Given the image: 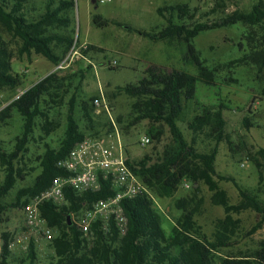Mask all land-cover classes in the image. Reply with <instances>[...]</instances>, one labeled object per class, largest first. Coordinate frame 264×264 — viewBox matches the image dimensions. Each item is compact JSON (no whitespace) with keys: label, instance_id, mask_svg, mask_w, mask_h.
Returning a JSON list of instances; mask_svg holds the SVG:
<instances>
[{"label":"rangeland","instance_id":"rangeland-1","mask_svg":"<svg viewBox=\"0 0 264 264\" xmlns=\"http://www.w3.org/2000/svg\"><path fill=\"white\" fill-rule=\"evenodd\" d=\"M62 1L72 2L73 5L68 9L63 7L53 21L43 24L39 29L40 33L52 38L50 47L60 58L57 64L33 51L21 52V39L0 24V37L11 54V71L18 74L21 80V85L15 89L5 86L0 90L2 149H11L14 137L22 128V118L9 106L10 102L31 84L52 72L64 76L68 83L64 86L61 103L52 105L51 108L50 115L58 126L50 135L44 136L43 140L39 138V127L35 126L34 138L27 145L23 162L25 172L29 174L19 180L3 198L7 209L0 221V247L4 233L10 237L23 229L22 204L9 205L15 201L16 192L31 184L38 172L37 156L43 151L44 143L52 146L58 144L66 126L67 102L72 95L77 104L85 101L91 109L93 121L89 124L92 125V130L86 128L89 124L83 119L79 105L75 112L80 127L86 131V137H107L114 124L120 134L119 141L125 155L130 161H139L144 155H148L149 162L153 163L160 157L164 147L172 143L168 127L162 122L137 120L138 112L134 104L138 99L117 91L116 87L136 83L146 76V70L151 66L189 73H197V70L184 64L182 60L186 49L183 41L176 37L151 40L128 30L129 26L157 32L164 25V20L156 9L169 4L185 3L192 13L191 22L207 23L232 11L248 12L258 1H262L264 8V0H28L23 11L29 20H35L45 12L48 13V8L56 11ZM96 14L121 25L110 23L107 26H96L92 21ZM67 41H71V45ZM191 43L203 65L209 70L211 84L196 83L195 99L186 103L183 117L177 123L186 139L190 140L192 133L187 128V123L192 117L204 106H221L226 139L218 144L216 170L233 176L243 188L257 193L264 202V161L258 153L259 149L264 148V24L238 22L203 31ZM113 61H116L115 67L111 64ZM100 93L109 106V113L104 109L96 112L93 106L94 99ZM144 134L150 136L152 141L146 146H140L138 139ZM106 143L116 146L118 138H107ZM211 146V139L203 134L196 136L194 147L198 152L208 151ZM30 168L34 170L30 171ZM3 175L0 166V182ZM217 181L219 188L226 191L230 204L240 200L239 192L232 182ZM147 189L166 232L171 230L182 212L177 206L180 200H184L186 208L194 210V220L208 236L214 232L217 220L225 216L223 207L213 204L212 192L203 183L183 179L169 197ZM75 216H72L73 220ZM231 216L239 220L237 242L231 248L220 250L218 254L256 249L259 241L264 239V223L260 229L247 236V231L257 220L256 213L243 210L232 213ZM53 231L56 235L57 231ZM40 248L46 252L37 254L35 264H53V248L47 244H41ZM8 252L6 264H28L27 260L24 261L27 252L21 247L17 246Z\"/></svg>","mask_w":264,"mask_h":264},{"label":"trees","instance_id":"trees-1","mask_svg":"<svg viewBox=\"0 0 264 264\" xmlns=\"http://www.w3.org/2000/svg\"><path fill=\"white\" fill-rule=\"evenodd\" d=\"M27 2L28 0H0V24L21 39V52L33 51L57 64L60 58L50 47L52 38L40 33L39 29L43 24L53 21L63 7L68 9L73 4L62 1L56 11L48 8V13L45 12L38 19L29 20L23 11ZM156 12L164 20V25L157 32L130 26L128 30L151 40L176 37L183 41L186 49L182 60L184 64L195 67L197 73L151 66L147 68L146 76L136 83L116 87L117 91L138 99L134 104L138 112L137 120L162 122L168 127L172 137V143L164 147L155 162L150 163V157L144 155L139 161H130L128 158L126 163L147 188L163 197L171 196L183 179L192 183H203L212 192L211 201L223 207L225 216L217 220L214 232L208 236L194 220V210L186 208L184 200H180L177 206L182 212L171 230L166 232L152 200L148 194L143 193L122 202L127 218L123 234L113 223L110 231H105L101 222L96 220L88 237H85L72 216L90 208L97 199L112 193L110 183L100 178L99 189L96 191L78 193L66 188L65 203L56 205L45 202L40 207L46 224L57 231L51 242L55 258L53 264H264V239L259 241L256 249L247 252L218 254L220 250L231 248L237 242L239 220L233 219L232 213L243 210L256 213L257 220L247 231V236L260 229L264 223V202L259 199L258 194L243 188L233 176L216 170L218 144L226 139L222 107L204 106L192 117L187 123V128L192 133L190 140L186 139L177 123L183 117L186 103L195 99L196 83L211 84L209 70L203 65L191 40L203 31L238 22L249 25L264 24L262 1L253 4L248 12L232 11L208 23L191 22L192 13L185 3L160 6ZM92 21L99 27L110 23L121 25L117 21L102 19L99 14L94 15ZM67 43L71 45V41ZM10 59L11 54L0 37V90L5 86L15 89L21 85L19 75L11 71ZM66 84L68 83L64 76L52 72L31 84L10 102L9 106L22 118V128L14 137L11 149L6 151L0 146V166L4 173L0 182V221L7 209L3 202L4 196L29 174L25 172L23 162L27 145L34 138L35 126L39 127V138L42 140L58 126L50 113L53 106L61 103ZM77 106L82 111L83 119L88 124L92 123L88 103L81 101L77 104L75 96L72 95L67 102L66 126L62 137L56 146L44 143L43 151L37 156L38 172L31 184L16 192L15 201L9 206H23L29 196L49 187L56 176L65 175L57 161L64 158L76 143L86 138V131L80 127L75 115ZM86 128L92 130V125L89 124ZM198 134L213 141V146L208 151L198 152L194 147ZM258 153L264 161V148L259 149ZM217 180L232 182L239 192L240 200L230 204L226 191L219 188ZM68 222L71 224L68 225ZM8 239L9 236L4 233L0 247V264H6L9 255ZM36 259L35 245L30 243L24 261L35 264Z\"/></svg>","mask_w":264,"mask_h":264},{"label":"built area","instance_id":"built-area-1","mask_svg":"<svg viewBox=\"0 0 264 264\" xmlns=\"http://www.w3.org/2000/svg\"><path fill=\"white\" fill-rule=\"evenodd\" d=\"M98 1L103 2L104 0ZM111 64L115 67L116 61ZM93 102L96 112L104 109L109 113V106L103 94L100 93V96ZM113 136L118 138L116 146L106 143V139ZM119 136L113 124V130L107 134V137L94 139L86 137L76 143L64 158L57 161L58 167L65 172V175L56 176L49 187L31 195L23 205L21 209L23 229L9 237V250L19 246L27 252L29 244L33 243L37 254H45L46 250L41 249L40 245L47 244L50 247L54 231L41 216L42 204L45 202H52L56 205L65 203L66 188H71L78 193L96 191L99 189L100 178L110 183L112 193L105 198L97 199L90 208L77 214L74 222L83 236L89 235L91 226L96 220L101 222L102 228L107 232L110 231L111 223L121 234L125 232L127 218L122 202L143 193L148 194V189L127 165L128 157L125 155ZM151 141L146 134L138 139L140 146H146Z\"/></svg>","mask_w":264,"mask_h":264},{"label":"water","instance_id":"water-1","mask_svg":"<svg viewBox=\"0 0 264 264\" xmlns=\"http://www.w3.org/2000/svg\"><path fill=\"white\" fill-rule=\"evenodd\" d=\"M71 224V222H68V225H70Z\"/></svg>","mask_w":264,"mask_h":264}]
</instances>
